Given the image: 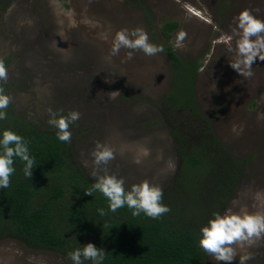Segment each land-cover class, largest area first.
<instances>
[{
	"label": "rangeland",
	"instance_id": "rangeland-1",
	"mask_svg": "<svg viewBox=\"0 0 264 264\" xmlns=\"http://www.w3.org/2000/svg\"><path fill=\"white\" fill-rule=\"evenodd\" d=\"M245 9L264 20V0H0V59L11 107L40 129H55L49 108L64 115L78 110L69 143L75 164L95 180L90 153L97 141L110 145L115 159L101 168L122 177L126 190L148 180L167 191L181 168L178 132L195 146L216 140L226 156L243 160L236 191L219 213L264 214V61L257 58L254 75L242 77L230 67L235 56L224 43ZM166 22L178 24L169 40L161 32ZM137 27L151 43L164 51L170 45L200 66L192 83L196 112L167 101L173 72L164 51L151 57L138 51L131 60L128 49L110 55L115 33ZM181 30L188 35L177 48ZM236 252L231 264L241 255L252 257L247 264H264V238ZM206 257L207 264H220ZM0 264L72 263L6 235Z\"/></svg>",
	"mask_w": 264,
	"mask_h": 264
},
{
	"label": "trees",
	"instance_id": "trees-1",
	"mask_svg": "<svg viewBox=\"0 0 264 264\" xmlns=\"http://www.w3.org/2000/svg\"><path fill=\"white\" fill-rule=\"evenodd\" d=\"M177 26L176 22L163 25L165 40ZM165 48L173 72L167 101L178 110L196 112L192 83L200 66L183 61L170 45ZM0 86L7 94L1 81ZM6 112L0 134L8 129L22 136L35 167L29 179L23 162L15 158L10 186L0 188V237L9 235L32 247L52 249L67 259L69 251L91 242L105 251L103 264H207L198 243L200 229L234 195L243 160L226 156L227 150L216 140L208 148L201 146L203 140L195 146V141L187 142L188 135L178 132L181 168L164 192L167 204L162 201L170 211L155 220L143 213L134 217L126 205L113 213L100 192L85 194L95 180L75 164L70 144L57 139L56 129L36 127L11 104ZM101 208L103 216L98 212Z\"/></svg>",
	"mask_w": 264,
	"mask_h": 264
},
{
	"label": "clouds",
	"instance_id": "clouds-1",
	"mask_svg": "<svg viewBox=\"0 0 264 264\" xmlns=\"http://www.w3.org/2000/svg\"><path fill=\"white\" fill-rule=\"evenodd\" d=\"M234 25L231 34L224 39V43L229 45L228 50L234 52L235 56V59L229 62L230 67L242 77L251 78L254 75L252 66L257 58L264 61V20L245 9L234 17ZM187 35L186 31H179L176 35L175 47H184L183 42ZM233 40H235L234 48L231 46ZM122 48L129 50L126 54L128 60L133 59L134 53L138 51L150 57L164 51L162 45L150 42L148 33L142 27L132 30L121 29L115 33L110 55H118ZM7 80L8 69L4 60L0 59V81L7 82ZM11 102L12 97L5 94L4 87L0 86V120L7 118L6 109ZM48 113V124L56 129L57 139L71 143L70 126L80 119L81 113L78 110H70L64 115L62 109L54 111L51 108L48 109ZM90 155L94 165L91 175L95 182L85 191L86 195L92 196L94 191H98L107 199L109 211L114 213L126 205L134 217L143 213L155 220L170 211V208L162 202L164 192L160 186L144 180L126 190L125 180L122 177L110 174L106 168H101L102 165H108L115 159V151L110 145L97 141ZM15 158L23 162V173L25 177L31 179L35 158L30 155L24 138L6 129L0 134V188L2 189L10 186V178L16 170ZM98 212L101 216L106 214L103 208L98 209ZM200 232L199 247L220 264L221 262L231 264L237 255L236 246L251 247L257 240L264 238V214H238L228 209L223 214L215 213ZM67 255L73 264H85V261H91V264H103L105 260V251L91 242L69 251ZM251 258L250 255H241L239 264H247Z\"/></svg>",
	"mask_w": 264,
	"mask_h": 264
}]
</instances>
